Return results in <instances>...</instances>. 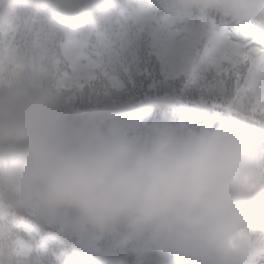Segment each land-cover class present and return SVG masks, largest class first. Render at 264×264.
I'll use <instances>...</instances> for the list:
<instances>
[{
  "label": "clouds",
  "instance_id": "clouds-1",
  "mask_svg": "<svg viewBox=\"0 0 264 264\" xmlns=\"http://www.w3.org/2000/svg\"><path fill=\"white\" fill-rule=\"evenodd\" d=\"M68 21L94 0H38ZM169 13L255 20L257 0H164ZM52 70L0 77V210L75 236L87 260L142 243L197 264H264V130L229 118L199 129H131L108 105L70 118ZM111 237L112 247L100 242Z\"/></svg>",
  "mask_w": 264,
  "mask_h": 264
},
{
  "label": "trees",
  "instance_id": "trees-1",
  "mask_svg": "<svg viewBox=\"0 0 264 264\" xmlns=\"http://www.w3.org/2000/svg\"><path fill=\"white\" fill-rule=\"evenodd\" d=\"M257 5L258 17L247 24L214 11L198 13L214 18L216 30L245 47L264 38V0ZM168 14L164 0H94L91 13L59 21L49 18L38 0H2L0 77L50 69L44 86L65 90L70 118L108 105L138 132L160 121L199 129L229 118L264 130V57L249 48L233 50L232 44L211 51L213 29H202L192 41L175 32L177 46L169 51L172 43L156 21ZM95 64L103 65L107 76L71 90L82 70ZM76 239L42 218L0 213V264H154L153 248L142 243L111 259L93 255L85 261ZM113 243L111 237L100 242L105 249Z\"/></svg>",
  "mask_w": 264,
  "mask_h": 264
},
{
  "label": "rangeland",
  "instance_id": "rangeland-1",
  "mask_svg": "<svg viewBox=\"0 0 264 264\" xmlns=\"http://www.w3.org/2000/svg\"><path fill=\"white\" fill-rule=\"evenodd\" d=\"M182 14L187 16V22L184 25V27L186 29L184 32L185 33V39L188 38L191 40L192 38L196 37L200 33V27H201V23L203 20L201 18H199L198 16H196L195 14H191V12L172 13L170 17L171 18H173V17L179 18ZM170 17H163L162 18L163 26L165 28H167L170 36H174L175 31L181 33L183 31V28L180 27V25H176L175 20H172ZM207 22L210 24L209 21H207ZM213 38L216 39L215 41H218L220 43L224 42V38L222 36H214ZM258 45L260 47H263L262 42L258 43ZM0 211L2 213H4L2 210H0ZM261 244L264 245V240L261 241ZM153 257H157L161 260L168 259V264H190L193 261L191 259H186V258L181 257V260H179L177 262L174 259H172L171 253L165 252V251L156 252L153 254Z\"/></svg>",
  "mask_w": 264,
  "mask_h": 264
},
{
  "label": "snow or ice",
  "instance_id": "snow-or-ice-1",
  "mask_svg": "<svg viewBox=\"0 0 264 264\" xmlns=\"http://www.w3.org/2000/svg\"><path fill=\"white\" fill-rule=\"evenodd\" d=\"M83 78L78 81L72 82L71 90L79 91L85 89L92 80L98 78L99 75L107 76V73L104 71L103 65L95 64L89 67H85L83 70ZM67 87V85H65Z\"/></svg>",
  "mask_w": 264,
  "mask_h": 264
}]
</instances>
